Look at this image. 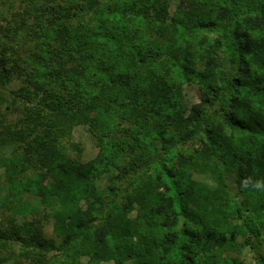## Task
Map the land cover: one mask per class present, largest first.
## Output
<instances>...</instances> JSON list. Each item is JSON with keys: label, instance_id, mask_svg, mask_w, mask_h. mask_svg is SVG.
<instances>
[{"label": "trees", "instance_id": "16d2710c", "mask_svg": "<svg viewBox=\"0 0 264 264\" xmlns=\"http://www.w3.org/2000/svg\"><path fill=\"white\" fill-rule=\"evenodd\" d=\"M22 3L0 86L20 76L35 102L16 129L0 109V254L14 243L61 264H248L249 249L264 264V190L244 187L264 180V0H184L172 17L168 0ZM184 85L200 92L190 108ZM77 126L97 142L88 162L64 145ZM151 133L159 166L136 175ZM113 169L133 172L128 187L99 190Z\"/></svg>", "mask_w": 264, "mask_h": 264}, {"label": "rangeland", "instance_id": "374dc122", "mask_svg": "<svg viewBox=\"0 0 264 264\" xmlns=\"http://www.w3.org/2000/svg\"><path fill=\"white\" fill-rule=\"evenodd\" d=\"M169 2V15L172 17L175 14L176 10H181L183 8L184 0H168ZM25 8L24 3H22V0H0V46L5 44V37L4 34L9 33V28L13 27L17 30L21 27V25L18 23L19 18L17 15L23 13ZM19 29V32H20ZM210 37H215V35H208ZM16 43V42H15ZM15 43H11V45L14 47ZM28 51L27 47H24L20 53L23 55L25 52ZM27 85L24 82L23 78L20 76H12L9 81L6 82V84H3V87L0 86V98H2L5 102L1 104L0 109L4 110L5 107H9V111H7L8 115V124L11 128H20L23 124V119L25 118V109L30 104L33 107V96L31 94L27 93ZM182 98L183 102L187 107H191L195 104H198L200 102V92L195 86H189L184 85L182 90ZM14 99V101H13ZM12 104V105H11ZM126 123H122L121 127L126 128ZM153 133V132H152ZM151 133V134H152ZM150 134V135H151ZM117 137H121V134H117ZM158 137V136H157ZM156 135L155 133L150 136V138L146 137L144 142L142 141V144L140 145L143 149H146L145 152L150 153V165L147 163L143 164V166H140V169L132 167L133 170L136 171V175L140 173V175L143 174H150L152 173V169H155L159 165H156L155 163L159 161L161 158V152L159 150L158 143H156ZM76 144L80 149L82 150V153L80 157L78 158L81 162H88L90 160H93L97 157L99 149L97 147V142L95 141V138L90 135V133L87 131L86 127L83 126H77L73 129L72 134L67 138L66 141H64V145L68 147L69 154L71 157L76 158V152L72 151L70 149V145ZM197 142H187L184 145H178L176 148H174V151H182L183 153H190L194 147L197 146ZM150 146V148H148ZM138 151H142L141 149ZM161 153V154H160ZM164 154V153H163ZM171 155V152H170ZM126 161V164H128L131 159H129L127 156L124 158ZM117 166L124 167L123 164H118ZM129 168V167H128ZM133 172L129 169L126 170V172L123 170L113 169L112 173H105L102 176H100L96 180V186L99 190L106 191V189L110 188L114 183H116V186L118 189H125L128 187L129 182L132 180ZM194 179L205 182L208 185H213L209 178L195 175ZM130 189V187L128 188ZM126 189V190H128ZM7 213L5 211L0 209V228H2L3 225H5L6 221L4 219L6 218ZM45 216V215H44ZM42 234L45 239H54L52 234V220L51 218L46 217L44 220H42ZM55 244H58V240H55ZM8 250H2L1 255H3L6 258H11L10 261L6 264H13L14 261H19L22 264H61L57 263V260L64 261L65 255L59 254L56 251H52L50 253H44L43 257L39 256H33L32 252H30L28 258H26L23 253H20V246L19 244L9 243L7 246ZM36 251H34L35 253ZM57 253V255H56ZM264 254V252H263ZM55 255V257H53ZM239 257L242 259H245L247 263H254V258L256 257V254L254 251L246 249L244 250ZM53 258V261H52ZM82 262H85L84 259L81 260ZM105 264V263H102Z\"/></svg>", "mask_w": 264, "mask_h": 264}, {"label": "clouds", "instance_id": "9594fccd", "mask_svg": "<svg viewBox=\"0 0 264 264\" xmlns=\"http://www.w3.org/2000/svg\"><path fill=\"white\" fill-rule=\"evenodd\" d=\"M251 187L253 190L262 191L264 190V180L252 181L251 178H248L247 183L244 184V187Z\"/></svg>", "mask_w": 264, "mask_h": 264}]
</instances>
